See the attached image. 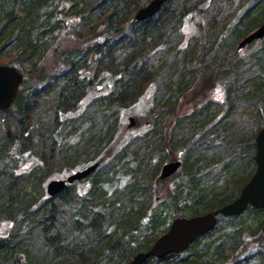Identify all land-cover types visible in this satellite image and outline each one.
<instances>
[{
  "label": "trees",
  "instance_id": "obj_1",
  "mask_svg": "<svg viewBox=\"0 0 264 264\" xmlns=\"http://www.w3.org/2000/svg\"><path fill=\"white\" fill-rule=\"evenodd\" d=\"M150 1L0 0V65L23 76L15 101L0 112V226L8 227L0 264H128L173 219L220 209L253 174V138L264 128V37L248 46L258 48L246 60L222 50L227 43L233 50L261 25L264 0H169L153 17L135 21ZM230 10L237 12L234 25L225 23ZM200 16L215 25L212 38L195 30L183 39L191 43L182 44L183 27ZM201 74L211 77L210 85L214 79L227 85L223 100L192 103L199 109L177 118L181 97ZM142 94L150 128L160 131L159 148L185 153L171 160L181 166L160 197L151 138L125 134L117 110ZM162 110L173 118L167 138ZM247 123L256 129L248 140ZM196 138L210 146L208 153L197 154ZM94 155L98 166L88 177L46 194L60 169L70 175ZM263 221L264 209L219 217L184 253L144 264H229L263 239Z\"/></svg>",
  "mask_w": 264,
  "mask_h": 264
},
{
  "label": "water",
  "instance_id": "obj_2",
  "mask_svg": "<svg viewBox=\"0 0 264 264\" xmlns=\"http://www.w3.org/2000/svg\"><path fill=\"white\" fill-rule=\"evenodd\" d=\"M167 1L169 0H151L137 10L134 20L139 22L153 17ZM263 37L264 21L256 30L239 42L238 49ZM21 83L22 75L15 67L0 65V111L7 109L15 101ZM128 121L130 122L129 127H131L133 119L129 118ZM254 146L255 171L241 188L237 198L213 212L190 218L177 217L173 219L167 231L160 235L147 251L133 256L128 264H144L148 259H163L168 255L183 253L195 240L214 229L218 216H238L248 207L264 209V128L257 132L254 138ZM97 166L94 164L80 172L69 175L64 180L49 182L46 186L47 194L54 196L65 188L66 183L71 184L87 177ZM180 166L181 163L178 160L164 164L160 169L159 180L170 178L176 174ZM261 232L264 235V222L261 226Z\"/></svg>",
  "mask_w": 264,
  "mask_h": 264
},
{
  "label": "rangeland",
  "instance_id": "obj_3",
  "mask_svg": "<svg viewBox=\"0 0 264 264\" xmlns=\"http://www.w3.org/2000/svg\"><path fill=\"white\" fill-rule=\"evenodd\" d=\"M230 12H231V10H230ZM239 13L240 12H238V14ZM232 14L233 15L235 14V16L229 15V18L227 20H225L226 25H234L236 22V19H238L236 16L237 12L234 11ZM204 15H207V14H204ZM192 16H195V15H192ZM196 17H194V18L196 19L197 22H194V23L193 22H187V24L183 27V31L185 33V36H183V37L180 36V39H181L180 42L182 44L186 45L187 43H189L188 41L191 38H189L187 41H184L183 39L191 36V34H193V32L195 30L196 31L199 30L204 35L206 34L207 37L212 38V36H208V34H209L208 30L211 26L213 27L215 25L212 22L210 23V21H208L207 18H203V16H200L199 18H196ZM195 23H197L198 25H196ZM241 38H243V37H241ZM224 41L227 42V40H223V42ZM248 46H246L247 48L245 47L244 49L237 51L236 50L237 44L235 45V47H233V50H232L231 48H229V44L227 43L226 44L227 50H222V51L224 53H226L227 57H231V58L233 57V54L236 53L238 55V57L236 56L237 59L242 60V59H245L251 53L250 51L252 49L258 48L257 44L252 45L250 48ZM221 48L222 47L220 46L218 49L221 50ZM239 57H241V58H239ZM163 60H164L163 63H165L166 61L169 60V58L165 57ZM208 78H211V77H208L206 74H201V75L197 76L195 81L192 80L190 89H188V91L184 92L185 94H183V96L181 97L182 105L179 107V109L175 110V116H177V118H180L182 115L186 116L189 113H191L192 111H195V109L196 110L199 109V106H201L204 101H207V102L209 101V103H212V102L216 101L217 99L223 100L224 89H226L225 86H227V85L224 84L223 82H222L223 85H221V83H218L221 81H218L217 79H214V81L210 85L209 83H206L208 81ZM236 88H238L239 90H243L242 87L239 85V83L236 85ZM138 97H140L138 100L132 99L128 103H124V105L118 106V109H117L118 115H120L121 123L123 121V123H122L123 127L121 128L122 131L125 134H127V133L129 135L134 134V136L138 135V134H147L151 138L152 148L149 151V157H150V163L152 164L153 167L160 165V168H161V166L164 163H166V162L168 163L171 160L176 159V158L181 160L182 156H184V154H185L182 151L183 149L180 148V151H178L179 149L178 150L175 149L174 152H171V151L167 150L166 148L164 150L159 148L160 142H159L158 136L160 135V133H159L160 131H157L154 129L151 130V128H150V124L152 123V119H151L152 116L150 117L151 109H149V107H148L149 105L147 104L145 95L143 97V94H142L140 96H137V98ZM195 102L199 106H197L196 104H192ZM157 109H161V106L158 107ZM161 113L162 114L165 113L163 119L167 120L163 125V133L166 134L167 129L169 127L168 125L170 124V121L173 120V118L170 116H167V113L163 110ZM128 117H132L135 120L134 126H132V128H130V129L127 128V125H128L127 118ZM147 121H151V122L148 123ZM253 127L254 126L252 124H249V123L244 125L243 135L247 138V140H248V138H250V136L253 135V133L256 130V129L252 130ZM257 131L254 134V138H255ZM123 132H121V134H124ZM168 135H169V131L166 134V138L168 137ZM199 140L200 139H198V138L195 139V142H197V145L201 148L200 149L201 151H198L197 154H200L201 152H203V154L208 153L210 151V146L203 145V144L200 145L198 143ZM183 141H184L185 146H187V145L189 146V143H191L190 142V135H187V137H185V139ZM224 152H225V150H223L222 154ZM220 154H221V152H219V154L217 156H214V157H218V156H220ZM252 155H254V151H253ZM98 157H99L98 155H94V156H89L86 160H83L82 163H85L84 167H87V166L93 164L94 159H96ZM161 161H162V163H160ZM83 168H80L78 170H81ZM62 171H66V170L60 169V172L58 173L59 174L58 180L63 179L65 177V176L64 177L62 176V173H61ZM159 172H160V170H159ZM237 179H241V178L238 177ZM243 179L245 180V178H243ZM174 180L175 179L170 178L169 180L160 181L161 183L158 184L159 185L158 189L160 191H158L157 197L162 196L164 191L166 192V190H170L169 188H172L175 185ZM182 182H183V180L182 181L176 180V185H178ZM218 186L219 187H217V188H221V187H223V184H219ZM228 187L225 189L226 190L225 192H229ZM182 209H184V205L181 206L180 210L182 211ZM172 212H174V211H171L170 215H174V214H172ZM223 224L224 223H219L217 225L218 230L223 228ZM7 230H8V227L6 224H3L2 226H0V238L3 237L4 234H6ZM39 234H40L39 231H37V230L34 231V237H38ZM232 246H233V243L229 242L228 247L231 248ZM37 252L40 253L39 258L42 256V254L45 253V251H43L42 249H40ZM230 252L231 251L229 250V254H230ZM234 254H236V253H234ZM233 257H235V258L229 260V264H264V236H263V239L260 237L255 238L254 241L247 246V248L242 249L241 251L238 252L237 256H233Z\"/></svg>",
  "mask_w": 264,
  "mask_h": 264
},
{
  "label": "flooded vegetation",
  "instance_id": "obj_4",
  "mask_svg": "<svg viewBox=\"0 0 264 264\" xmlns=\"http://www.w3.org/2000/svg\"><path fill=\"white\" fill-rule=\"evenodd\" d=\"M264 21V18H263V20H262V22ZM262 24V23H261ZM252 32V31H251Z\"/></svg>",
  "mask_w": 264,
  "mask_h": 264
}]
</instances>
